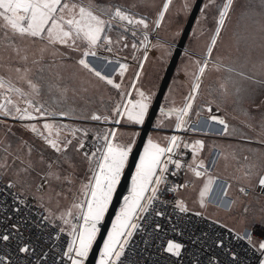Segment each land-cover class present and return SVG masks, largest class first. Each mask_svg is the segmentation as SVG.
<instances>
[{
    "label": "snow or ice",
    "instance_id": "6c2138e0",
    "mask_svg": "<svg viewBox=\"0 0 264 264\" xmlns=\"http://www.w3.org/2000/svg\"><path fill=\"white\" fill-rule=\"evenodd\" d=\"M170 3L171 0H164L150 29L146 17H137L105 0H0V31H3L4 39L13 51L19 49L11 37H19L32 43L41 42V53L51 49L66 59H72V54L76 53L79 57L76 63L111 85L119 97L108 114L93 112L90 117L75 115L76 109L68 111L41 100L38 85L27 77V68L23 69L24 75L20 79L27 83L29 91L17 86L11 79L0 76V116L20 121L21 127L60 157H67L70 150L83 153L87 174L73 193L68 207L54 211L45 200V185L51 188L53 180L73 183L70 175L61 177L59 160L46 162L41 151L39 163L45 168L37 171L31 160L33 145L21 140L22 145H27V161L10 152V145L4 147L6 156L4 162L0 163V264H86L136 144L137 132L128 133V140L123 141L120 136L125 133L118 132V129L121 125L142 126L153 102V90L136 87L148 57V49L152 47L159 53L157 59L161 63L172 55L171 43L157 40L153 44L149 40V32L160 27ZM233 3L234 0H223L217 5L215 0H205L200 6V15L196 18L191 35L196 37L203 34L201 21L206 20L207 12L215 7L212 34L205 51L198 58H193L190 51L185 52L196 66L191 89L184 97L182 106L161 105L155 128L164 127L163 118L174 115L175 131L206 134L215 122L222 126V134H231L226 119L213 114L211 102L206 105L208 116L205 120L200 119L199 109H196L197 119L192 120L191 111L202 78L211 66L216 71L223 68L228 73H235L244 80L254 79L241 67L223 63V57H213ZM192 6V0H184L180 11L188 14ZM260 15L261 18L254 23L258 24L259 32L264 36V12ZM129 31L134 41L131 43L132 59H138V50H142L143 55V59L138 60L136 79L130 82L131 90L122 87L129 65L119 58V53L129 47L126 35ZM112 33H115V38ZM101 50L115 56V64L118 65L115 72L119 74L121 83L89 61L88 57H93L113 63L108 56L100 55ZM15 71L20 73L21 69L15 68ZM225 79L230 80L231 77ZM220 88L225 95L228 94L224 83ZM51 103L57 105L61 100L54 99ZM216 111L219 112V108ZM57 117L91 119L115 127L89 129L59 122ZM8 131H11V127ZM89 133H92V147L85 150ZM163 140L165 143L162 144L149 134L144 141L134 169L130 172L126 192L111 219V226L102 238L95 264H126L124 258L133 246L139 248L143 255L131 264H264V216L258 222L244 223L240 228L217 219L212 224L219 225L224 231L213 229L212 224L196 230L192 217L208 218L204 211L190 209L187 201L179 195L180 189L189 187L191 182L174 183L171 177L178 176L184 169L197 178L207 176L205 161L199 159L204 141L196 139L189 143L175 134L166 135ZM259 143L264 145V136H261ZM181 144L184 149L191 150L192 158L187 162L184 160L185 153L180 151ZM9 155L13 160H20L21 164L11 174L9 169L12 166L7 163ZM33 172L39 177V183L35 182ZM250 175V171L245 173V176ZM258 185L264 189V174L259 175ZM211 186L212 178L209 177L199 192L201 209L206 207ZM222 191L227 195V188ZM240 192L246 194V189L241 187ZM60 195V192H56V196ZM48 199L50 201L51 196ZM233 203L222 200L217 206L231 207ZM247 211V206H244V212ZM190 212L192 216H189Z\"/></svg>",
    "mask_w": 264,
    "mask_h": 264
},
{
    "label": "rangeland",
    "instance_id": "374dc122",
    "mask_svg": "<svg viewBox=\"0 0 264 264\" xmlns=\"http://www.w3.org/2000/svg\"><path fill=\"white\" fill-rule=\"evenodd\" d=\"M194 1L192 0V5ZM105 2L119 5L137 17H146L151 29L156 14L163 7L164 0H105ZM204 2L205 0L202 4ZM222 2L223 0H215L217 5ZM183 3L184 0H171L160 27L149 32L150 38L153 36L151 39L153 44L157 40L162 43H171L173 45L171 52H173L189 15V13L185 14L180 11ZM215 12V7L207 12V19L201 21L203 34L193 37L191 34L194 25H196L195 19L161 105L165 107L182 106L184 97L191 89L192 76L196 71L192 58L185 55V52L190 51L193 58H198L205 51L214 28ZM262 12H264L262 0H234L229 19L215 47L213 57H223V63L241 67L247 75L253 76L254 79L244 80L236 76L235 73H228L223 68L216 71L214 66H211L204 74L191 115L196 116V109L200 110L201 115L206 114V105L211 102L213 111L219 108L218 113L228 122L231 134H222L220 125L212 129L216 137L206 140L204 148L199 154V159L205 161L207 176L197 178L192 174L186 175L192 184L179 192V195L187 201L190 209L204 211L207 218H211L213 221L218 219L236 228L243 227L244 223L258 222L264 216V198L254 192L258 185V177L264 170V145L259 143L261 136H264V83L259 82L264 81V63H262L264 61V36L259 32L258 24L254 23L261 18ZM199 15L200 12L197 16ZM199 31L198 28L197 32L199 33ZM112 35L115 38V33ZM126 35L129 47L119 53V58L121 62L129 65L123 77L122 87L131 90L130 82L136 79L135 72L139 69L138 60L143 59V55L142 50H138V59H132L131 43L134 41L131 31ZM9 36L11 37V33ZM11 38L19 51H13L5 41L3 31H0V76L11 79L14 84L29 91L27 83L20 79L24 75L23 69L27 68L29 70L28 79H31L39 87L40 99L48 101L50 106L63 107L68 111L76 109L75 115L89 117L93 112L99 115L110 113L112 106L119 98L117 90L76 63L79 58L76 53L72 54V59H66L58 53H53L51 49L41 53L40 49L43 44L39 41L32 43L21 40L19 37ZM138 41L139 37L135 42L138 43ZM100 55L108 56L113 63L108 65L107 61L99 58L88 57V59L103 73L111 75L117 83H121L119 74L115 72V68H117L115 56L103 50L100 51ZM158 55L159 53L155 49L149 47L142 74L136 83V87L144 90L151 89L155 94L171 57L161 63L157 59ZM24 56L27 59H22ZM15 68H20L21 72L17 73ZM226 77H231V79L226 80ZM222 83L228 90L227 95L220 88ZM237 88L240 89L239 92H237ZM12 99L15 100L16 97L13 96ZM54 99H60L61 103L52 105L51 102ZM158 116L159 112L149 134L161 141L164 135L162 131L174 128L176 118L174 116L163 118L164 127L157 129L154 125ZM57 120L89 129L115 127L112 124L91 119L77 120L57 117ZM9 127H11V131H8ZM137 127L121 125L118 132H124L125 135L120 136V139L127 141V134L130 132L139 134ZM176 132L179 134L181 131ZM166 135L165 133L164 136ZM21 140L34 146L31 160L36 165L37 171L45 168V165L39 163L42 151L46 162L59 160L62 178L70 175L73 183H68L65 180H53L51 188L45 185V200L49 207L54 211L68 207L81 180L87 178L86 163L83 157L74 150H70L67 157H60L47 149L30 131L21 127L20 121L0 116V163L4 162L6 156L3 149L9 145L10 152L27 161V145H22ZM7 163L12 166L9 169V174L21 167L20 160H13L11 155L7 156ZM249 171L251 175L245 176V173ZM32 176L36 183L40 182L36 172H33ZM209 177L212 178V186L206 197V207L201 209L199 192ZM241 187L248 189L250 193L245 195L240 192ZM223 188H227V195L222 191ZM56 192H60L61 195L56 196ZM49 196H51L50 201ZM222 200L234 203L231 207H218L217 204ZM244 206L248 208L247 213L244 212Z\"/></svg>",
    "mask_w": 264,
    "mask_h": 264
},
{
    "label": "water",
    "instance_id": "95a60500",
    "mask_svg": "<svg viewBox=\"0 0 264 264\" xmlns=\"http://www.w3.org/2000/svg\"><path fill=\"white\" fill-rule=\"evenodd\" d=\"M203 0H195L192 6V9L187 17L186 23L182 29L180 37L174 46L172 55L168 62V65L164 71L163 77L158 86L157 92L154 96L153 102L150 106L149 112L145 117V122L142 126H138L139 134L137 136L136 144L134 146L133 153L130 155L128 164L126 166L125 172L121 178V182L118 185L117 192L114 194L112 204L109 207V211L105 214V219L101 225V233L98 234V239L94 245L92 251L90 252L86 264H95V260L98 256L99 246L102 244V238L106 235L107 228L111 225V219L115 214V210L119 207L120 199L123 194L126 192L127 185L130 179V172L134 169L135 160L138 158L139 151L143 148V143L147 138V135L153 129L152 125L156 118V115L159 112L164 93L170 83L171 77L174 73V70L177 66L178 60L184 50L186 41L189 37L192 26L195 22V19L199 13L200 6L202 5Z\"/></svg>",
    "mask_w": 264,
    "mask_h": 264
},
{
    "label": "built area",
    "instance_id": "2783aa9c",
    "mask_svg": "<svg viewBox=\"0 0 264 264\" xmlns=\"http://www.w3.org/2000/svg\"><path fill=\"white\" fill-rule=\"evenodd\" d=\"M151 39H153V36H152V38H150V36H149V40L150 41H151ZM213 114L220 115L216 111H213ZM172 134L179 135V136L182 137V133L179 132V134H178L175 130L171 131L170 135H172ZM91 147H92V134H89L88 137H87L85 150H87V149H89ZM180 151L185 153V156H184L185 162L191 160L192 156H191V150L190 149H184L183 148V144H181ZM78 155L83 157V153H78ZM188 174H192V173L187 172V170L184 169V170H181L179 172L178 176L171 177V179H172V181L174 183H180V184H184L186 181L191 182V180L186 176ZM261 174H264V170L262 171ZM191 184H192V182H191ZM191 184H190V186H191ZM181 189H183V188H181ZM254 192L256 194H258L260 197L264 198V189H262L259 185L256 186V188L254 189ZM249 193H250L249 190L246 189V194L245 193L244 194L248 195ZM189 216H192V213H189ZM212 221L213 220H211V218L210 219L208 218L207 220H203L201 218L192 217L193 225L195 226L197 231L207 228L209 224H212ZM256 226H257V231H259V224L257 223ZM212 228L215 229V230H218V231H224V229L220 228V226L217 225V224H212ZM138 239L139 238H137V240ZM134 244H135V242H134ZM142 255L143 254L140 253L139 248H135L133 246V248L128 251V255L124 259L126 261V264H131L132 261L140 259ZM153 259H156V257H153Z\"/></svg>",
    "mask_w": 264,
    "mask_h": 264
},
{
    "label": "crops",
    "instance_id": "0c3cea01",
    "mask_svg": "<svg viewBox=\"0 0 264 264\" xmlns=\"http://www.w3.org/2000/svg\"><path fill=\"white\" fill-rule=\"evenodd\" d=\"M106 63H107L108 65H111V63H108V62H106ZM116 65H117V64H116ZM117 67H118V65H117ZM216 112H217V111H216ZM173 116H174V115H173ZM207 116H208V112H206V114H204V115H201V116H200V119H201V120H205ZM174 117H175V116H174ZM191 119H192V120H196L197 117H196L195 115H191ZM217 126H219V125H218V124H215V122H213L211 129H210L206 134L203 133V132H195V133H193V132H190V131H181V133H182V140L191 143L193 140L200 139V140H203L204 143H205L206 140H208V139H210V138H215V137H216V135H215V133L212 131V129H213V128H214V129L217 128ZM173 130H174V128H172V129H167V130H165V131L163 130V131H162V134L165 135V133H166L167 135H170L171 131H173ZM213 133H214V134H213ZM164 135H163V137H164ZM160 142H161L162 144L165 143L163 139H162ZM206 143H207V142H206Z\"/></svg>",
    "mask_w": 264,
    "mask_h": 264
}]
</instances>
